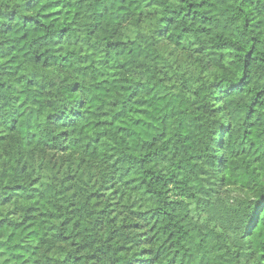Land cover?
I'll list each match as a JSON object with an SVG mask.
<instances>
[{
	"label": "trees",
	"instance_id": "16d2710c",
	"mask_svg": "<svg viewBox=\"0 0 264 264\" xmlns=\"http://www.w3.org/2000/svg\"><path fill=\"white\" fill-rule=\"evenodd\" d=\"M0 264H264V0H0Z\"/></svg>",
	"mask_w": 264,
	"mask_h": 264
}]
</instances>
